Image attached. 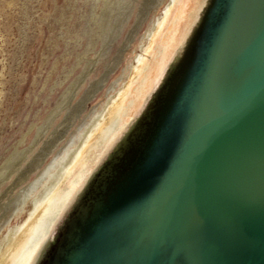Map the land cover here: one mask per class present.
<instances>
[{"label": "water", "instance_id": "1", "mask_svg": "<svg viewBox=\"0 0 264 264\" xmlns=\"http://www.w3.org/2000/svg\"><path fill=\"white\" fill-rule=\"evenodd\" d=\"M32 264H264V0H203Z\"/></svg>", "mask_w": 264, "mask_h": 264}, {"label": "rangeland", "instance_id": "2", "mask_svg": "<svg viewBox=\"0 0 264 264\" xmlns=\"http://www.w3.org/2000/svg\"><path fill=\"white\" fill-rule=\"evenodd\" d=\"M156 1L0 0V208L35 178L32 171L21 181L42 149L63 134L96 81L119 61L87 106L103 99Z\"/></svg>", "mask_w": 264, "mask_h": 264}, {"label": "bare ground", "instance_id": "3", "mask_svg": "<svg viewBox=\"0 0 264 264\" xmlns=\"http://www.w3.org/2000/svg\"><path fill=\"white\" fill-rule=\"evenodd\" d=\"M202 2L157 0L144 34L130 51L118 78L106 84L103 99L91 108L87 106L119 61L96 81L64 126L63 134L52 140L47 151L42 149L25 176L21 174V181H27V173L37 171L35 178L20 188L4 209L0 208V264H32L50 227L87 171L123 128L152 78L183 39Z\"/></svg>", "mask_w": 264, "mask_h": 264}]
</instances>
